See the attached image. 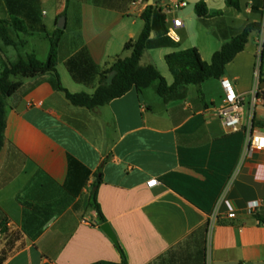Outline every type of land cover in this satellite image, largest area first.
I'll return each mask as SVG.
<instances>
[{
	"label": "crops",
	"instance_id": "1",
	"mask_svg": "<svg viewBox=\"0 0 264 264\" xmlns=\"http://www.w3.org/2000/svg\"><path fill=\"white\" fill-rule=\"evenodd\" d=\"M200 1L222 15L201 20L194 11ZM225 2L11 0L16 18L25 19L32 8L52 33L64 18L56 74L72 94H92L98 79L75 82L67 61L85 50L104 71L128 57L124 45L142 32L148 6L164 16L175 45L146 50L140 65L154 66L168 86V54L194 48L210 63L247 24L260 23L261 30L249 34L222 78L186 86L180 100L164 101L154 82L89 110L70 104L54 73L13 78L21 85L6 100L0 150V264H120L89 204L98 178V206L127 264H264V150L245 154L247 130L264 135V103L252 110L248 96L256 83L264 93V0H239V10ZM12 18L0 0V26L15 43L0 40V72L5 63L36 57L33 50L19 54L28 41L19 38L24 33L15 31ZM177 20L181 24L174 27ZM35 34L47 37L41 31L25 35ZM223 79L246 95L237 132L227 131L217 114ZM151 180L158 185L148 187ZM254 200L260 207L251 215L246 204Z\"/></svg>",
	"mask_w": 264,
	"mask_h": 264
},
{
	"label": "trees",
	"instance_id": "2",
	"mask_svg": "<svg viewBox=\"0 0 264 264\" xmlns=\"http://www.w3.org/2000/svg\"><path fill=\"white\" fill-rule=\"evenodd\" d=\"M4 1L13 16L12 22L15 31L24 34L29 33V31H43L44 28L40 25V20L35 10L30 8L28 13L24 14L25 19H18L16 18V11L12 8L11 0ZM225 4L227 7L239 10V0H226ZM194 11L201 20L222 15L220 11L210 13L203 1L195 5ZM141 18L144 22L142 32L137 39L129 40L124 45V51L130 52V55L125 58L118 57L109 69L99 71L85 50L79 51L67 61L66 67L75 82L90 84L96 78L98 79V86L92 94H72L62 88L60 84L58 75L56 74V65L62 30L56 29L53 36L49 39V54L45 62H40L32 54L27 56L26 59L20 58L14 64L5 63L0 72V150L3 145L6 124V100L21 85V81L13 82V78L30 79L40 74L54 73L57 89L65 94L70 104L89 110L105 106L110 101L122 97L130 90L141 92L154 82H158L157 94L164 101L180 100L185 96L184 89L186 86H200L208 79L222 78L226 65L238 53L243 51L249 34L253 31L261 30L260 23L247 24L241 33L226 41L221 49L213 54L210 63L203 62L198 51L194 48L168 54L165 57V62L173 78L172 85L168 86L165 79L154 66L148 65L143 67L140 65V59L148 49L171 47L175 43L167 37L164 16L158 11L148 6L142 13ZM0 40L5 46L15 45L4 24L0 26ZM261 58H264V45H262ZM108 75H112V78L110 83L106 84ZM100 182L101 179L98 178L93 184L89 200L90 206L96 211L97 220L99 221L96 224L98 226L107 223L97 203V188ZM259 223H262L261 220H259ZM116 248L120 253V264H127L124 253L119 245H116ZM96 264L110 263L100 262Z\"/></svg>",
	"mask_w": 264,
	"mask_h": 264
},
{
	"label": "built area",
	"instance_id": "3",
	"mask_svg": "<svg viewBox=\"0 0 264 264\" xmlns=\"http://www.w3.org/2000/svg\"><path fill=\"white\" fill-rule=\"evenodd\" d=\"M180 7H185L186 3L181 1L179 3ZM180 21H174V27L180 26ZM167 37L171 40L175 39V34L173 31H168L166 33ZM258 75L256 73V79ZM221 84L224 90V98H223V105L219 108L217 114L221 120L223 127L230 132H237L240 130L241 127V119H242V111L243 105L246 99L245 94L237 93L234 89L231 82L227 80H221ZM248 96L250 97L251 101V108L252 110L258 103H264V93H260L257 88V83L253 87V89L249 92ZM264 150V135L255 134L251 131V129L247 130L246 134V155H250L256 151ZM158 185L157 180H151L147 183L148 187H155ZM260 207L259 201H249L246 204L247 212L251 215H254L256 211ZM218 213V207L214 210V213L211 215L210 220L213 221L216 219ZM229 219L235 218L234 213L228 214Z\"/></svg>",
	"mask_w": 264,
	"mask_h": 264
},
{
	"label": "rangeland",
	"instance_id": "4",
	"mask_svg": "<svg viewBox=\"0 0 264 264\" xmlns=\"http://www.w3.org/2000/svg\"><path fill=\"white\" fill-rule=\"evenodd\" d=\"M42 34H46L47 37L44 36H40V35H32V36H28L25 34H21L20 35V39H25L26 41H28V45L24 46V47H19L18 52L19 54L24 57L25 54H29L31 52V50L35 51L36 54V58L40 61V62H45L48 54H49V39L53 36V33L50 30V27H48V29L46 30V28L44 27L43 31H41ZM14 38V37H12ZM8 51H13L12 48H6ZM11 61H14V59H9Z\"/></svg>",
	"mask_w": 264,
	"mask_h": 264
},
{
	"label": "water",
	"instance_id": "5",
	"mask_svg": "<svg viewBox=\"0 0 264 264\" xmlns=\"http://www.w3.org/2000/svg\"><path fill=\"white\" fill-rule=\"evenodd\" d=\"M57 28L59 30H62L64 28V18L58 19ZM97 222H99V221L97 220ZM100 229L114 243V245H118L117 238H116L113 230L111 229V227L108 223L100 224Z\"/></svg>",
	"mask_w": 264,
	"mask_h": 264
}]
</instances>
